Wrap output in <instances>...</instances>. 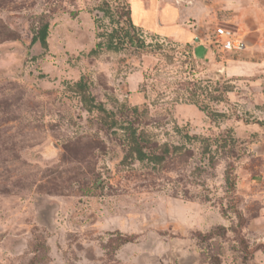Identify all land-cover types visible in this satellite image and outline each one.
<instances>
[{
	"label": "rangeland",
	"instance_id": "obj_1",
	"mask_svg": "<svg viewBox=\"0 0 264 264\" xmlns=\"http://www.w3.org/2000/svg\"><path fill=\"white\" fill-rule=\"evenodd\" d=\"M137 1L181 38L136 22L132 0H0V264H264V68L225 69L264 62V0ZM130 7L146 48L91 56L112 29L103 11ZM45 24L47 48L32 45ZM218 26L247 49L222 52ZM194 93L224 116L186 103ZM131 126L170 155L138 161Z\"/></svg>",
	"mask_w": 264,
	"mask_h": 264
},
{
	"label": "trees",
	"instance_id": "obj_2",
	"mask_svg": "<svg viewBox=\"0 0 264 264\" xmlns=\"http://www.w3.org/2000/svg\"><path fill=\"white\" fill-rule=\"evenodd\" d=\"M129 5V4H128ZM124 7V6H123ZM126 7V6H125ZM105 10V9H104ZM104 12V17L110 20V25L112 26L111 31H105L103 33L98 34L99 42L96 44L95 48L90 52L91 56H98L103 49L107 51H112L115 53H119L125 50L127 47H136L138 49L146 48V44L139 36L137 32L136 25L132 21V9L131 7L124 13L117 15H113L110 9L107 8ZM49 33V26L45 24L41 27L35 36L32 39L31 44L34 45L36 43L41 44L42 47L47 48V39ZM219 85V84H217ZM76 90H78L83 96V100L85 105L90 109L100 110L105 112L102 105H97L94 99L90 96L88 92V85L84 81L83 78L79 82L75 84ZM200 91H204L201 86H199ZM207 92V90H205ZM215 92L220 93L219 89H216ZM233 92V89L230 85L223 86V91L218 97H213L212 101L217 104L224 103L228 100V94ZM192 98L188 100V104L194 105L197 107L201 112L205 113L209 118L214 116H224L221 113H217L214 111H210L209 106L202 105L198 99L197 94H192ZM128 134V144L130 148V154L134 156L138 161L145 162L150 161L154 164H161L167 156L170 155V147L167 144H164L162 148H160V152L156 153L152 150V142L150 139L138 135L137 131L131 126L127 129ZM190 138V137H188ZM222 142L227 143V140L222 139ZM236 139L231 140V144L235 145ZM206 152L210 151L209 146L205 149ZM232 171V170H231ZM227 183L229 184V188H234V182L232 179V175L228 176ZM125 243H130L129 239L124 240Z\"/></svg>",
	"mask_w": 264,
	"mask_h": 264
},
{
	"label": "crops",
	"instance_id": "obj_3",
	"mask_svg": "<svg viewBox=\"0 0 264 264\" xmlns=\"http://www.w3.org/2000/svg\"><path fill=\"white\" fill-rule=\"evenodd\" d=\"M225 1L227 3L233 4V1L234 0H225ZM211 6H213V5H211ZM225 6H224V8H228V7H225ZM207 7H209V6L207 5ZM132 9L134 11L133 14H135L138 17L137 20H136V22H138L139 24H141L140 22L143 21L144 26L145 27H148L150 30H153V32H155V33H159L161 35L165 34V35H168L169 37H172L174 39H180L181 38V36L178 37V34L176 33V28H175V30H173V25H169V26L164 25L162 27H159L158 25H155L154 23H150L149 22V20H150L149 13L146 10H144V11L141 10V8L139 7V3H138L137 0H132ZM208 10H209V8L207 9L205 7H203V8L199 7V9L196 8L194 11H191L190 14L194 15V17L197 19V23L196 24H200L206 18L205 17V13ZM175 14L177 15V13H175ZM141 15L143 16V18H141ZM241 20L242 19H240L239 22ZM240 25H242V24H240ZM198 28H200V27H198ZM165 29H167L168 31H170V33L169 34L168 33H165ZM186 32L189 34V36L191 35L189 31H186ZM189 36H186V35L183 36V34H182L183 39H187ZM256 36L257 37L258 36H261L262 37V34H260V35L258 34ZM194 40H195V42H197L198 41V37L197 36L194 37ZM248 42H250V40ZM198 49H203V48H198ZM205 51L206 50L204 48L203 49V53H202L203 55H206L207 54V51L206 52ZM246 56L247 55H243V56H241V58H237V59L229 58L227 60L228 64H231L230 66L229 65L225 66L226 76L228 78H234V79H236L238 81H241L243 79H246L245 76H248L247 70H248V68L250 66L255 65V66H260L261 68H264V62L259 63L257 61L255 63L254 61H252L251 58L248 59ZM233 64H237V65H233ZM261 70L264 72V69H261Z\"/></svg>",
	"mask_w": 264,
	"mask_h": 264
},
{
	"label": "built area",
	"instance_id": "obj_4",
	"mask_svg": "<svg viewBox=\"0 0 264 264\" xmlns=\"http://www.w3.org/2000/svg\"><path fill=\"white\" fill-rule=\"evenodd\" d=\"M214 37L222 52L240 53L247 49L245 38L226 26L216 27Z\"/></svg>",
	"mask_w": 264,
	"mask_h": 264
}]
</instances>
